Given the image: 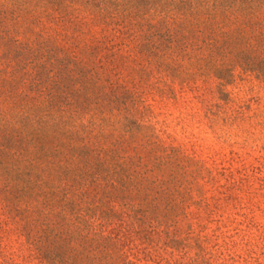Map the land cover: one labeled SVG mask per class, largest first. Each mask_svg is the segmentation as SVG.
I'll return each instance as SVG.
<instances>
[{
	"label": "trees",
	"instance_id": "trees-1",
	"mask_svg": "<svg viewBox=\"0 0 264 264\" xmlns=\"http://www.w3.org/2000/svg\"><path fill=\"white\" fill-rule=\"evenodd\" d=\"M43 13L71 51L43 38L14 56L13 36L0 42V96L24 115L0 148L25 165L43 264H133L126 230L178 246L174 220L204 167L159 138L144 90L213 78L225 95L236 70L264 80V0H53Z\"/></svg>",
	"mask_w": 264,
	"mask_h": 264
},
{
	"label": "rangeland",
	"instance_id": "rangeland-1",
	"mask_svg": "<svg viewBox=\"0 0 264 264\" xmlns=\"http://www.w3.org/2000/svg\"><path fill=\"white\" fill-rule=\"evenodd\" d=\"M52 1L0 0V42L5 31L10 33L16 42L14 56L25 54V44L37 50L43 38H48L52 52L58 46L71 51L63 39L55 44V26L40 18ZM8 13L11 19L19 15L16 30L13 23L7 26ZM36 20L40 23H29ZM8 49L4 44L0 55ZM234 74L225 95L217 93L213 78L174 84L173 97L144 90L159 138L204 168L197 174L192 198L174 220L178 246L165 244L159 233L149 242L128 230L122 233L133 264H264V80L238 70ZM23 117L3 90L1 144H11ZM24 167L0 148V264H43L34 241L39 235L37 206L25 189ZM9 180L15 182L12 188ZM29 220L34 221L33 240L26 234Z\"/></svg>",
	"mask_w": 264,
	"mask_h": 264
}]
</instances>
